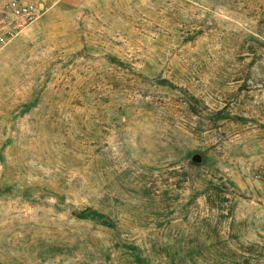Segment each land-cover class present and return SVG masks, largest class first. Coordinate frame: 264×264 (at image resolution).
<instances>
[{
	"label": "rangeland",
	"instance_id": "1",
	"mask_svg": "<svg viewBox=\"0 0 264 264\" xmlns=\"http://www.w3.org/2000/svg\"><path fill=\"white\" fill-rule=\"evenodd\" d=\"M262 172L264 0H62L0 50V264H264Z\"/></svg>",
	"mask_w": 264,
	"mask_h": 264
},
{
	"label": "built area",
	"instance_id": "2",
	"mask_svg": "<svg viewBox=\"0 0 264 264\" xmlns=\"http://www.w3.org/2000/svg\"><path fill=\"white\" fill-rule=\"evenodd\" d=\"M62 0H4L0 2V50L42 13ZM264 172H262V175Z\"/></svg>",
	"mask_w": 264,
	"mask_h": 264
},
{
	"label": "trees",
	"instance_id": "3",
	"mask_svg": "<svg viewBox=\"0 0 264 264\" xmlns=\"http://www.w3.org/2000/svg\"><path fill=\"white\" fill-rule=\"evenodd\" d=\"M74 211L71 213L73 217L78 220H83L88 223H91L95 228H103L106 226H114L115 222H113L102 209L101 201L98 200L94 203L83 204L82 206L73 209ZM161 259L164 261L171 260L172 253L169 251H161L160 253ZM176 256L180 255V252L174 253ZM194 254V253H193ZM152 255V253H151Z\"/></svg>",
	"mask_w": 264,
	"mask_h": 264
},
{
	"label": "water",
	"instance_id": "4",
	"mask_svg": "<svg viewBox=\"0 0 264 264\" xmlns=\"http://www.w3.org/2000/svg\"><path fill=\"white\" fill-rule=\"evenodd\" d=\"M193 160L199 162L201 161V156L199 154H196L194 155Z\"/></svg>",
	"mask_w": 264,
	"mask_h": 264
}]
</instances>
